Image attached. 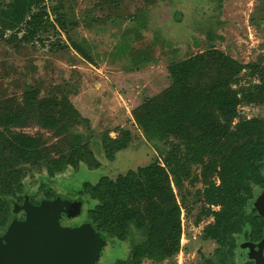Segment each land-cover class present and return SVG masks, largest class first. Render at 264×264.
<instances>
[{
	"label": "trees",
	"instance_id": "16d2710c",
	"mask_svg": "<svg viewBox=\"0 0 264 264\" xmlns=\"http://www.w3.org/2000/svg\"><path fill=\"white\" fill-rule=\"evenodd\" d=\"M2 3L0 27L3 33L11 32L9 44L19 47L42 41L48 27L55 28L46 0H9L5 7ZM56 21L65 28L63 15ZM75 47L91 61L80 46ZM168 72L169 87L133 111L150 140L174 139L164 163L153 161L115 178L85 182L80 195L95 203L86 211V221L107 241H127L132 227L144 233L131 258L119 264L173 259L181 250L182 225L172 183L180 187L193 176V167L201 166L202 197L209 207L200 219L213 218L203 229V239L217 245L214 259L206 262L236 264L240 243L256 241L264 231V221L253 207L257 193L264 189V117L233 124L240 117L241 104L264 105V64H242L212 48L170 64ZM243 72L255 82L242 86ZM40 94L38 86H29L21 109L30 107L44 128L64 136L84 121L66 96L41 98ZM17 111L0 110V230L11 220L13 202L24 200L28 167L44 165L50 177L69 165L76 169L83 161L98 167L79 135H73L71 151L53 158L41 138L14 132L21 118ZM131 140V132L121 130L116 139L106 133L101 145L113 160ZM41 194L46 199L57 196L50 184L41 186Z\"/></svg>",
	"mask_w": 264,
	"mask_h": 264
},
{
	"label": "rangeland",
	"instance_id": "374dc122",
	"mask_svg": "<svg viewBox=\"0 0 264 264\" xmlns=\"http://www.w3.org/2000/svg\"><path fill=\"white\" fill-rule=\"evenodd\" d=\"M1 1L2 7L9 2ZM46 6L55 28L48 27L41 35L43 42L16 47L7 43L11 32L3 33L0 27V110L16 108L21 118L14 132L41 138L53 158L71 151L73 135H79L81 145L92 152L98 167L83 161L55 177L47 174L44 165L27 169L25 191L30 200L46 199L41 194L43 184L52 185L61 198L81 196L83 213L65 221L70 226L87 222L86 211L95 204L78 194L85 182L115 178L153 161L164 163L174 139L150 140L133 111L169 87L170 64L212 48L242 64H264V0H46ZM59 15L66 22L64 29L56 21ZM246 73L240 75L242 86L255 82ZM29 86H38L41 98L66 96L84 121L64 136L44 128L30 107L21 109ZM239 112L234 125L264 117V105L241 104ZM121 130H129L132 140L110 160L101 139L106 133L120 138ZM201 171V166H195L191 179L180 187L172 183L181 209L180 252L173 259H145L143 264H207L214 259L217 245L203 239V229L213 218L200 219L209 207L202 197ZM16 217L22 219L23 213ZM143 237L132 227L127 241L108 238L97 264L129 260L133 246ZM235 260L245 262L239 250Z\"/></svg>",
	"mask_w": 264,
	"mask_h": 264
},
{
	"label": "water",
	"instance_id": "95a60500",
	"mask_svg": "<svg viewBox=\"0 0 264 264\" xmlns=\"http://www.w3.org/2000/svg\"><path fill=\"white\" fill-rule=\"evenodd\" d=\"M84 201L57 197L34 204L26 195L21 205H15L13 219L0 238V264H97L108 244L89 222L71 227L62 224L83 213ZM264 218V190L253 203ZM25 213L19 220L16 215ZM255 244L243 245L245 255L255 264H264L261 250Z\"/></svg>",
	"mask_w": 264,
	"mask_h": 264
},
{
	"label": "flooded vegetation",
	"instance_id": "af4514ba",
	"mask_svg": "<svg viewBox=\"0 0 264 264\" xmlns=\"http://www.w3.org/2000/svg\"><path fill=\"white\" fill-rule=\"evenodd\" d=\"M264 190V189H263ZM263 190H261L260 192H259V195L261 194V192L263 191ZM79 195H80V192L78 193ZM59 194L57 193V196L55 197V198H57V197H60V196H58ZM25 196H26V194L24 195V198H25ZM81 197V196H80ZM80 197H78V198H69V197H63V199H66V198H69V199H71V200H73V201H80L81 199H80ZM24 201V200H23ZM23 203V202H22ZM22 203H18V202H16V201H14L13 202V204H12V217H11V220L13 219V209H14V207H15V205H17V204H19V205H21ZM32 203H34V202H32ZM34 204H39V203H34ZM257 211V210H256ZM20 213H23V218L25 217V213L24 212H20ZM257 214L262 218V220L264 221V218L258 213V211H257ZM22 218V219H23ZM19 219V218H18ZM22 219H19V220H22ZM76 219V218H75ZM10 220V221H11ZM74 220V219H73ZM10 221H9V223H10ZM65 221H67V218L64 216V218L62 219V224L63 225H65V226H70V225H67L66 223H65ZM8 223V224H9ZM79 225H81V224H75V225H71V227H75V226H79ZM8 227V225L4 228V229H1L0 230V232L1 233H3V235H4V233H5V231H6V228ZM2 236H0V238H1ZM264 242V231H263V234H262V237L260 238V239H258V240H256V241H242L241 243H240V245H239V251H240V256H241V258L242 259H244L245 260V262H244V264H255V261L254 260H251L250 258H248L246 255H245V252H247L248 250H245L244 248H242V246L243 245H245V246H247V244H255L256 246H255V249L257 250V251H260L261 250V247H260V245H262V243ZM261 253H262V255H263V257H264V248L262 247V250H261ZM145 260V259H144ZM142 264H143V262H142ZM236 264H239V262H237L236 261Z\"/></svg>",
	"mask_w": 264,
	"mask_h": 264
}]
</instances>
